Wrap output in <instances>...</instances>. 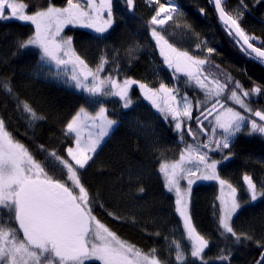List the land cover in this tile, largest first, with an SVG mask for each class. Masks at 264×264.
Returning a JSON list of instances; mask_svg holds the SVG:
<instances>
[{"label": "snow or ice", "instance_id": "1", "mask_svg": "<svg viewBox=\"0 0 264 264\" xmlns=\"http://www.w3.org/2000/svg\"><path fill=\"white\" fill-rule=\"evenodd\" d=\"M140 5L145 42L114 35L137 0H0V25L27 28L0 34V264H236L253 247L243 264H264V159L245 150L248 138L264 149V77L246 85L225 71L215 35L176 0ZM198 11L264 68V0H206ZM142 63L151 79L132 75ZM34 82L76 103L55 108L31 94ZM144 101L148 117H133ZM124 126L135 161L127 150L99 159ZM238 158L242 185L228 171ZM203 182L218 189L205 228L194 199Z\"/></svg>", "mask_w": 264, "mask_h": 264}, {"label": "trees", "instance_id": "2", "mask_svg": "<svg viewBox=\"0 0 264 264\" xmlns=\"http://www.w3.org/2000/svg\"><path fill=\"white\" fill-rule=\"evenodd\" d=\"M176 2L182 7L183 10L188 14V19L190 21H196L198 28L203 26L204 31H206L207 35L211 39L213 35H215L216 39L214 41V47L216 49V53H214V59L216 62L220 63L221 66L225 69V71L231 72L236 78L243 81L246 85L251 83L252 79L259 81L262 77H264V68H262L259 64L254 63L245 57L238 51L236 47H233L231 43H229L226 37L222 38L221 33L213 32L210 29L215 25L216 21L213 17L209 19H202L199 16L198 8L199 6L205 5L206 0H176ZM57 3H60V0H57ZM138 10L135 17H132L127 21V27H124V22L121 21V27L117 29L114 34L115 37L119 39H126L129 36V32H135L136 38L141 42H145L147 37L144 32V29L141 26V22L139 18L143 15H147V9L143 8L140 5V0H137ZM211 11V9H210ZM119 20V17H118ZM250 25H254V34L257 36L260 35L259 24L256 20L250 21ZM252 28H250V31ZM7 31H11L13 33H19L27 31L25 26L20 25L18 22H12L8 27L0 25V34H3ZM71 34V33H70ZM7 41H5L2 36H0V49L6 47ZM79 46V45H78ZM247 70V75L243 74L244 70ZM152 71L149 69L147 73H145V65L141 64L137 70H135L132 75L134 78H143L145 75L148 78H151ZM138 89L135 90L138 95ZM31 94L36 97H46L50 101L51 105L55 108H61L65 105L75 104L76 98L67 90H61L59 86H53L46 84L44 82H34L31 86ZM134 99L136 96L133 97ZM147 102H142L141 107L137 108L135 113H133V117H145L147 118L149 113L144 107ZM131 118V117H130ZM252 140V142L246 143V151H251L257 159H264V149L261 148L259 142H255V138H248ZM169 144L174 143L169 140ZM132 132L127 126L121 128L119 132H117L116 136L111 140L107 147H105L104 151L100 154L99 159L108 160L112 158L117 151L119 150H127L129 152V159L135 161L136 155L135 152L132 151ZM166 155L171 159L175 155L178 158V152L173 153L169 151ZM143 159V157H140ZM158 167V165H157ZM252 168H259L258 164H249L247 166V170L251 171ZM246 170L245 160L243 158H238L233 164H231L228 168V171L232 174L233 181L238 184H243L242 176L244 171ZM87 179L90 180L91 183H96L97 179L91 175V170L89 171V176ZM162 181H157L155 177H153V191L159 190V185ZM212 201V200H211ZM259 207L255 208V213H259ZM156 211L158 213H164L167 211L166 207L157 206ZM245 217L249 219L252 218V210L244 213ZM257 228L260 227L258 217L253 221ZM119 232L123 238H128L137 242L140 245H143L144 242L140 240L139 233L131 228H121ZM163 243V241H161ZM149 247L151 244L148 245ZM214 251V250H213ZM243 254H238L236 257V264H243L248 259L251 258L252 254L256 251L255 248L242 250Z\"/></svg>", "mask_w": 264, "mask_h": 264}, {"label": "rangeland", "instance_id": "3", "mask_svg": "<svg viewBox=\"0 0 264 264\" xmlns=\"http://www.w3.org/2000/svg\"><path fill=\"white\" fill-rule=\"evenodd\" d=\"M152 77L153 73L151 74V78ZM214 194H218V189L217 186L212 182H203L195 187L194 199L197 205L196 223L202 228L207 227L211 219V213L209 211V208L211 207L210 202Z\"/></svg>", "mask_w": 264, "mask_h": 264}]
</instances>
